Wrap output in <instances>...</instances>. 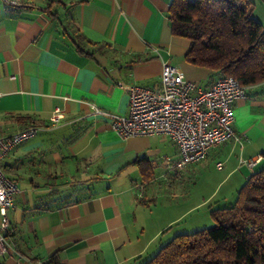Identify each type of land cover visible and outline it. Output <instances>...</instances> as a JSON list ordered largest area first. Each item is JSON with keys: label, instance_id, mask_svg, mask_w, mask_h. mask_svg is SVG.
I'll return each mask as SVG.
<instances>
[{"label": "crops", "instance_id": "obj_1", "mask_svg": "<svg viewBox=\"0 0 264 264\" xmlns=\"http://www.w3.org/2000/svg\"><path fill=\"white\" fill-rule=\"evenodd\" d=\"M171 1L1 5L0 136L30 126L38 130L2 161L18 193L7 211L8 254L0 264H142L152 255L151 245L197 207L170 203L174 216L156 217L153 223L159 210L154 185L164 183L178 198L182 173L194 172L201 162L177 170L179 153L170 139H122L110 129L108 117L94 112L126 116V88H157L163 63L203 89L219 77L185 61L189 42L171 34ZM71 25L89 42L104 44L103 54L81 53ZM245 91L233 103L232 127L239 141L216 146L202 161L213 154L215 168L224 170L222 181L239 168V181L246 180L259 163L249 169L245 161L264 152V84ZM55 109L62 118L52 124Z\"/></svg>", "mask_w": 264, "mask_h": 264}, {"label": "trees", "instance_id": "obj_2", "mask_svg": "<svg viewBox=\"0 0 264 264\" xmlns=\"http://www.w3.org/2000/svg\"><path fill=\"white\" fill-rule=\"evenodd\" d=\"M252 1L172 0L171 34L189 42L185 61L245 89L264 84V26L252 17ZM69 29L84 55L106 50ZM210 215L214 226L175 235L142 264H264V152L234 204Z\"/></svg>", "mask_w": 264, "mask_h": 264}, {"label": "built area", "instance_id": "obj_3", "mask_svg": "<svg viewBox=\"0 0 264 264\" xmlns=\"http://www.w3.org/2000/svg\"><path fill=\"white\" fill-rule=\"evenodd\" d=\"M5 8L20 6V0H0ZM128 114L117 116L94 109L95 114L109 118L110 129L120 138L164 136L176 146L179 159L174 165L182 170L187 165L206 159L218 145L239 141L232 124L233 103L246 96L243 88L232 77L219 76L208 88L183 80L177 68L163 63L157 88L129 86ZM62 118L60 109L50 117L52 124ZM38 128L30 126L9 136H0V260L8 254L5 238L9 227L7 211L13 205L17 186L3 172L2 161L14 147L34 137ZM261 157L245 161L252 169ZM217 168L221 164L216 165Z\"/></svg>", "mask_w": 264, "mask_h": 264}, {"label": "rangeland", "instance_id": "obj_4", "mask_svg": "<svg viewBox=\"0 0 264 264\" xmlns=\"http://www.w3.org/2000/svg\"><path fill=\"white\" fill-rule=\"evenodd\" d=\"M252 2V17L264 26V4L259 0H253ZM0 11H3L1 4ZM214 160V155L211 154L206 161L201 162L197 168H194V172L190 170L182 173L183 178L178 198L172 197L168 186L164 183L154 185L155 188L153 187L152 191L155 196L159 197L156 201L159 210L153 212V223L156 221V217L171 218L174 216L173 213L175 212L167 209V205L170 203H176L180 207L184 205L183 209L189 205H197V207L192 212L184 214L178 223L167 229L151 245L148 253L152 255H149L148 259L154 256L155 252H158L159 248L167 244L175 235L191 234L195 231L214 226L210 211L234 204L237 192L245 182L243 178L242 181H239V176L242 175L240 172L242 173V171L239 168L237 174L229 180L222 181L224 170L218 171L214 166ZM151 207H154V203ZM164 209L166 210L165 212H162V214L158 213Z\"/></svg>", "mask_w": 264, "mask_h": 264}]
</instances>
